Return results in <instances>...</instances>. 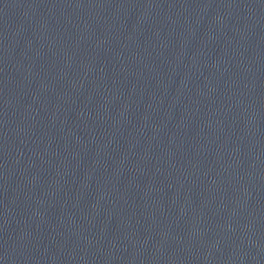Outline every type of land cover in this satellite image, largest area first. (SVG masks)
<instances>
[{"label": "water", "instance_id": "1", "mask_svg": "<svg viewBox=\"0 0 264 264\" xmlns=\"http://www.w3.org/2000/svg\"><path fill=\"white\" fill-rule=\"evenodd\" d=\"M0 264H264V0H0Z\"/></svg>", "mask_w": 264, "mask_h": 264}]
</instances>
